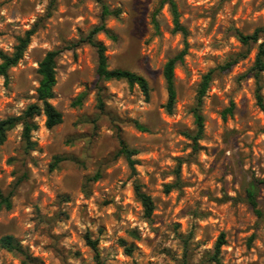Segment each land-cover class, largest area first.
I'll list each match as a JSON object with an SVG mask.
<instances>
[{"label":"rangeland","instance_id":"rangeland-1","mask_svg":"<svg viewBox=\"0 0 264 264\" xmlns=\"http://www.w3.org/2000/svg\"><path fill=\"white\" fill-rule=\"evenodd\" d=\"M162 1L103 0L112 11L104 25L115 38L95 35L109 68L147 79L146 99L124 80L98 81L97 51L79 42L101 22L100 3L0 0V50L11 52L37 23L22 58L0 76V120L37 102L38 62L58 50L50 102L62 122L48 128L41 113L32 149L21 124L0 144V189L11 199L0 210V238L12 235L40 264H98L86 234L97 240L101 264H214L209 256L220 233L223 263L264 264V111L250 72L260 39L247 48L236 34L264 26V0H175L185 35ZM184 42L167 111L163 65ZM209 70L194 147L193 108ZM261 93L264 100V73ZM121 140L136 151L134 170L119 152ZM134 180L153 199L149 218ZM253 180L260 181V214L245 199ZM0 264L28 263L0 246Z\"/></svg>","mask_w":264,"mask_h":264},{"label":"trees","instance_id":"trees-1","mask_svg":"<svg viewBox=\"0 0 264 264\" xmlns=\"http://www.w3.org/2000/svg\"><path fill=\"white\" fill-rule=\"evenodd\" d=\"M101 5V22L94 26L87 35L82 36L79 39V42L89 43L95 47L97 51V67L96 74L98 81L103 80H124L130 86L137 85L141 90L142 94L146 99L149 97L150 87L147 79L134 71L124 69V68H109L107 64V58L105 55V46L102 42L96 40L95 35L103 31L109 37L115 38V35L111 30L105 27L104 19L106 15L110 14L112 11L109 10L108 6L103 2V0H95ZM169 6L170 13L172 15V20L174 23V28L181 31L184 35L186 34L185 27L181 24L179 20V11L176 5L175 0H163ZM37 28V23H34L29 29H27L22 35L16 37V43L13 46L11 52H4L0 50V76L6 77L8 70L16 65L19 60L22 58L28 44L30 43L31 36L34 34ZM237 38L241 44L245 47H249L253 43H257V51L255 54L254 62L250 68V72L256 83L255 88V99L257 105L264 111V100L261 93L262 88V73H264V26L257 27L250 34H244L240 31H237ZM187 43L184 42V47L174 56L170 57L163 65V77L166 84L167 91V100L165 107L167 111H171L176 100V89L174 84V68L178 61L183 59L184 54L186 53ZM58 50H49L45 53L42 59L38 62L37 74L39 76L38 85L36 87V99L37 102L30 103L27 107L18 115L8 116L0 120V144L6 139L7 131L10 130L17 124H21L22 131L21 136L25 143L27 149H32L35 142L31 140V133L37 128V123L35 117L39 114L45 116V126L51 128L62 122L63 117L62 113L50 102V99L53 97V88L56 84V57ZM237 57L233 58L231 61L227 62L224 67H228L233 62H236ZM213 70H209L205 75H203L200 86L198 88V93L196 97V105L193 108L194 120L196 125V131L194 135L190 136L196 147V140L200 138L203 131V115L200 110L202 97L206 92L209 81L212 77ZM102 104V101H99ZM137 127L142 130L146 128L137 123ZM119 152L124 154L129 166L134 170V159L132 155L136 152L134 149L128 148L124 142L120 141ZM258 180L250 181L245 187V199L250 207L256 214H260L261 211L258 207L257 195L259 192V183ZM135 196L140 201L143 206L144 216L149 218L154 209V202L152 197L142 189V185L134 180L133 183ZM170 185H166L168 190ZM11 207L10 193L5 194L0 189V210L3 208L9 209ZM85 242L88 246L92 248L95 252V257L98 264H101L98 259V247L97 240L92 239L88 234L85 235ZM225 243L224 233H220L217 237V240L214 243L213 253L209 256V260L214 264H225L221 261L219 254L221 246ZM0 246L6 248L9 251H12L19 256H21L22 261L28 264H40V261L33 257L22 245L18 242L12 235H4L0 238ZM127 252H130L129 247H125Z\"/></svg>","mask_w":264,"mask_h":264}]
</instances>
